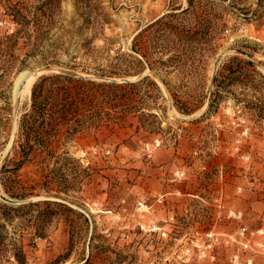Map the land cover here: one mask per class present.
<instances>
[{
    "label": "rangeland",
    "instance_id": "obj_1",
    "mask_svg": "<svg viewBox=\"0 0 264 264\" xmlns=\"http://www.w3.org/2000/svg\"><path fill=\"white\" fill-rule=\"evenodd\" d=\"M40 83L69 115L18 169ZM0 229L24 264H264V0H0Z\"/></svg>",
    "mask_w": 264,
    "mask_h": 264
},
{
    "label": "trees",
    "instance_id": "obj_2",
    "mask_svg": "<svg viewBox=\"0 0 264 264\" xmlns=\"http://www.w3.org/2000/svg\"><path fill=\"white\" fill-rule=\"evenodd\" d=\"M11 5V6H10ZM15 7L10 3L8 6V11L11 12V15L13 12H15ZM3 63L6 64L9 61L7 60L8 57L6 56L8 52H3ZM47 78L43 79L42 82L46 81ZM44 85L42 83L38 84L33 91V105L31 108V111L28 112L23 116L22 124H21V137L23 141L20 144V149L16 150V156L11 160V166L16 165V168H21V165L23 166L27 161L30 160V157L32 154H34L36 151H39L41 153H46L50 151V148L52 147L53 143L55 142V139L59 137V134L62 132V122L67 119L69 112L67 109V103L68 100L66 98V95L64 94H57L55 97V105L52 109H48V99L44 95V92H42ZM55 96V95H54ZM41 120V126L39 128L36 127L37 122ZM15 169V168H14ZM4 172H11L13 168L11 169L8 166H4L3 168ZM8 179L10 184L5 181L3 182V185L6 188V191L11 195L12 197H20V199H26L27 194H17L15 192V186L13 183V180L11 178ZM8 187V188H7ZM57 204L56 202H44L41 203H30L29 205H20L16 210H19L20 208H29L34 206H40V205H52ZM12 208H8V210H11ZM1 230V229H0ZM0 231V256L6 257L7 252H11L14 254V258L17 262L20 264H24L26 260V255L23 250V248L14 246L13 250L9 251L7 249L1 250L2 243H3V237L1 235ZM4 251V253H3ZM4 254V255H3ZM6 254V255H5ZM2 258H0L1 260Z\"/></svg>",
    "mask_w": 264,
    "mask_h": 264
},
{
    "label": "bare ground",
    "instance_id": "obj_3",
    "mask_svg": "<svg viewBox=\"0 0 264 264\" xmlns=\"http://www.w3.org/2000/svg\"><path fill=\"white\" fill-rule=\"evenodd\" d=\"M26 76H28V81H27L26 84H24V88L22 90V94L21 95L23 97L31 93V88L33 86V83H34V81L36 79L37 74H34V73H31V74L23 73V74H21L18 77L17 81H16L17 94L19 92V87L21 85V82H22L23 78L26 77Z\"/></svg>",
    "mask_w": 264,
    "mask_h": 264
},
{
    "label": "water",
    "instance_id": "obj_4",
    "mask_svg": "<svg viewBox=\"0 0 264 264\" xmlns=\"http://www.w3.org/2000/svg\"><path fill=\"white\" fill-rule=\"evenodd\" d=\"M45 72H46V71H44V70H43V71H37V72H35L34 74H37L36 79H37L40 75H42L43 73H45ZM27 81H28V76L24 77L23 80H22V82H21V85H20V87H19V92H18V94H17L16 97H15V100H16L17 102H21V100L23 99L22 96H21V93H22V90H23V88H24V84H26Z\"/></svg>",
    "mask_w": 264,
    "mask_h": 264
}]
</instances>
